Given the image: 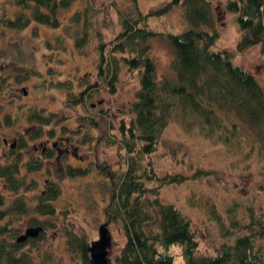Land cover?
I'll list each match as a JSON object with an SVG mask.
<instances>
[{
    "label": "rangeland",
    "instance_id": "374dc122",
    "mask_svg": "<svg viewBox=\"0 0 264 264\" xmlns=\"http://www.w3.org/2000/svg\"><path fill=\"white\" fill-rule=\"evenodd\" d=\"M163 1L137 0V7L145 11ZM210 3L218 29L214 46L234 47L239 30L233 12L223 8L224 0H210ZM131 4L130 0H73L61 9L57 25L49 26L30 19L24 26L15 28L1 23V17L11 15L15 5L12 0H0V73L8 74L0 84L4 93H0V113L4 110L8 115L6 119L0 114V162L10 154L8 141L3 142L2 136L11 140L15 135L22 142L14 146L19 153L18 174H22L24 180H33V183L21 184L16 191H24L25 199L34 202V194L43 187L47 176L59 187L52 198L55 204L53 225L47 223L49 226H44L39 238L22 243L23 249L30 247L32 250L31 264H80L79 255L68 250L64 243L67 229L83 233L89 242L97 236V224L107 220L102 205L107 199L108 187L98 166L105 163L119 170L122 165L119 152L122 153L123 148L118 150L119 143L111 141V137H119L121 117L128 122L131 113L126 108L133 99L138 76L136 69H128L120 61L118 78L113 89L108 88L105 78L96 75L100 62L96 43L98 40L106 42L120 27L116 6L124 9ZM83 8L87 17L86 38L77 48L73 37L81 21H70V18L75 9L82 16ZM147 21L155 28L170 30H179L185 24L176 5H170L159 15L149 14ZM149 43L157 73L168 74L172 53L165 37L155 34ZM108 46L106 43L105 50ZM230 57L252 71L264 85V50L258 44L233 50ZM81 92L85 93L77 100V93ZM40 106L45 112L47 109L54 112L48 121L41 123L42 128L55 126L57 137H52L64 142H57L59 148L54 155L40 159L35 167H28L26 162L32 160L27 153L41 154L39 135L28 136L39 126L28 117L29 112ZM83 132L85 139L81 140ZM41 135V140L45 139L46 133ZM262 138L263 150L257 157L255 148H249L244 138L238 148L228 150L221 142L208 139L195 129L186 131L175 118L162 129L154 149L143 155L142 161L149 158L146 165H150L154 173L183 174L178 181L162 183L158 195L164 201H171L190 219L197 238V252L214 253L220 242L230 241L236 232L246 231L244 223L250 216H253L252 235L256 242L264 244V136ZM50 141L49 137L45 143ZM64 157L77 163L89 159L87 163L92 167L84 174L67 175ZM196 168L208 172L198 174L194 172ZM2 179L0 176V190L7 196L13 195V191L2 186ZM10 220L17 226L14 234L27 225L23 217ZM106 228L110 241L106 250L107 263L117 264L113 256L124 238L119 220L108 219ZM170 249L173 264L179 263L178 246L172 244Z\"/></svg>",
    "mask_w": 264,
    "mask_h": 264
},
{
    "label": "trees",
    "instance_id": "16d2710c",
    "mask_svg": "<svg viewBox=\"0 0 264 264\" xmlns=\"http://www.w3.org/2000/svg\"><path fill=\"white\" fill-rule=\"evenodd\" d=\"M73 0H12L15 5L11 15L2 16L1 23L10 27H22L34 19L49 26L60 23V11ZM129 8L116 6L120 27L106 42L96 43L100 62L96 75L105 78L113 89L117 80L119 62L128 69H136L138 81L133 99L128 104L131 115L128 122L119 124L120 135H112L121 154V167L101 163L98 167L106 178L107 196L103 202L106 219L119 220L123 240L116 253L117 264H173L172 244L179 248L181 261L177 264H264V244L255 241L251 231L252 217L244 223L246 231L236 232L232 240L220 242L214 253L197 252V238L190 219L171 201L158 195V188L167 181L183 178L180 172L154 173L147 166L149 158L143 155L154 149L157 139L170 119H178L183 129L192 130L206 138L221 142L228 150L239 147L242 138L248 147L255 148L257 157L263 150L264 136V85L252 71L231 60L233 50H241L249 44H258L264 50V0H224L223 8L233 12L239 34L234 47H215L218 29L214 25L210 0H165L142 11L137 0ZM170 5H176L185 20L179 30L153 27L149 14L159 15ZM72 11L70 18L81 21L73 44L81 46L86 38V11ZM163 34L172 56L169 73L158 74L149 39ZM108 44L105 50V44ZM89 84V83H88ZM85 92L77 93L80 100ZM43 107H33L29 118L37 121L30 137L39 133L41 123L48 121L54 112ZM4 118H8L4 115ZM85 130V128L83 127ZM84 133V132H83ZM83 136V134H82ZM85 137V133L83 138ZM257 142L255 143V140ZM17 145H22L19 141ZM240 149V148H239ZM19 153L0 162L2 186L13 191L7 196L0 190V264H31L34 256L30 247L22 243L39 238L36 235L16 240L10 219L23 217L27 224L53 225L55 204L52 200L59 187L52 178H45L43 187L34 194V202L27 201L24 191H16L25 182L33 180L18 174ZM28 167L39 165L40 159L29 158ZM28 159V160H29ZM67 175L89 172L91 165L65 159ZM195 173L208 172L196 168ZM46 224V225H45ZM250 229V230H249ZM64 243L80 257V264H90L88 242L85 235L67 229Z\"/></svg>",
    "mask_w": 264,
    "mask_h": 264
},
{
    "label": "flooded vegetation",
    "instance_id": "af4514ba",
    "mask_svg": "<svg viewBox=\"0 0 264 264\" xmlns=\"http://www.w3.org/2000/svg\"><path fill=\"white\" fill-rule=\"evenodd\" d=\"M6 75H8V74H6V73H0V84L1 83H3L2 81H3V79L4 78H7L8 76H6ZM8 82H9V80H7ZM25 90V88H24V86L22 85V91H24ZM0 93L3 95L4 93H3V89L2 88H0ZM2 102H3V100H2ZM41 107H43V106H41ZM44 108V107H43ZM47 109V108H46ZM48 110H50L51 111V109H48ZM4 111V110H3ZM1 112L0 114H4V115H6L7 114V112L6 111H4V112ZM53 111V110H52ZM8 116V115H7ZM42 125V124H41ZM81 126V125H80ZM82 127V126H81ZM46 133V137H45V139H43V140H41V134H45ZM55 134V126H53L52 128H42V126L41 127H39V133L37 134V135H39V141H40V146H41V148H40V153L41 154H32V153H27V157L28 158H32V159H35V158H38V159H43V160H46V158H49V156H51V155H54L55 153H56V151L58 150V141L59 140H61V141H63L64 142V140L63 139H59V140H57L56 138H54V137H52V136H55L54 135ZM28 136H30V133L28 134ZM83 136H84V133H83ZM83 136L81 137V140H84L85 139V137L83 138ZM49 137L51 138V141H50V143H48V144H46L45 143V141L47 140V139H49ZM55 137H57V136H55ZM17 136H13L12 137V139L11 140H9V138L7 137V136H5V135H3L2 136V141L3 142H7L8 141V148H9V151H10V154H15L16 153V147H14V146H16L17 145V143H19L18 141H20V139L18 138ZM66 139V138H65ZM72 143H70V145H71ZM32 146H34V148H35V146H36V142L34 141V143H32ZM73 147H74V145H73ZM55 148H56V150H55ZM67 148H68V146L67 147H65V150H66V154H68V152H67ZM63 153V152H62ZM74 152L72 151L71 152V154H73ZM64 156V155H63ZM81 158H82V156H80ZM65 159H67L66 157H64ZM69 160V159H68ZM82 160H84V159H82ZM66 161V160H65ZM64 161V162H65ZM70 161V160H69ZM47 166V165H46ZM58 167H56V169H57Z\"/></svg>",
    "mask_w": 264,
    "mask_h": 264
},
{
    "label": "water",
    "instance_id": "95a60500",
    "mask_svg": "<svg viewBox=\"0 0 264 264\" xmlns=\"http://www.w3.org/2000/svg\"><path fill=\"white\" fill-rule=\"evenodd\" d=\"M42 225L38 224H27L22 231L18 232L15 239L22 240L28 235H36L38 229ZM97 236L93 237L88 243V253L90 258V264H108L106 250L109 244V232L106 228V220H103L97 225Z\"/></svg>",
    "mask_w": 264,
    "mask_h": 264
}]
</instances>
